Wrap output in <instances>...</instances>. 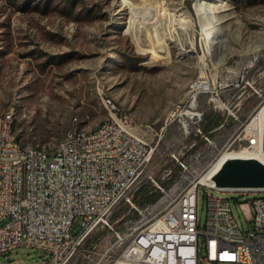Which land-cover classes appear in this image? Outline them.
Returning a JSON list of instances; mask_svg holds the SVG:
<instances>
[{"label": "rangeland", "instance_id": "374dc122", "mask_svg": "<svg viewBox=\"0 0 264 264\" xmlns=\"http://www.w3.org/2000/svg\"><path fill=\"white\" fill-rule=\"evenodd\" d=\"M132 5L149 17L136 19ZM201 6L218 19L221 38L207 41L213 30ZM169 29L177 40H166ZM198 82L206 84L193 92ZM104 95L136 123L153 156L113 208V229L97 225L69 264L124 260L143 214L167 211L223 152L250 147L245 130L264 105V0H0V115L13 113L22 146L51 155L69 130L97 129L111 117ZM206 110L221 116L203 131L208 139L198 132ZM42 255L20 248L0 260L36 264Z\"/></svg>", "mask_w": 264, "mask_h": 264}, {"label": "built area", "instance_id": "2783aa9c", "mask_svg": "<svg viewBox=\"0 0 264 264\" xmlns=\"http://www.w3.org/2000/svg\"><path fill=\"white\" fill-rule=\"evenodd\" d=\"M200 88L195 83L192 91ZM20 144L11 112L0 124V258L27 248L43 253L36 264H69L97 225L113 229V208L153 156L136 123L112 106L98 138L83 141L71 129L48 159L20 155ZM193 179L167 211L151 219L143 214L134 223L138 233L121 258L136 264H264V191L218 190ZM200 186L209 190L204 231Z\"/></svg>", "mask_w": 264, "mask_h": 264}, {"label": "bare ground", "instance_id": "6f19581e", "mask_svg": "<svg viewBox=\"0 0 264 264\" xmlns=\"http://www.w3.org/2000/svg\"><path fill=\"white\" fill-rule=\"evenodd\" d=\"M132 8L137 9V11H135V13H136L135 18L136 19H137V16H140V17H142L143 20H145L150 15V10L148 8L140 9L137 6L135 7L133 5H132ZM205 11H206V8L201 6V8H200L201 19L200 20H203L208 26L211 25V29L213 31L211 33H208V35L206 36L207 41L211 42L214 39L221 38V35L219 33L221 24L218 23V19L216 21H214L211 16L206 15ZM166 20L169 21V24H172V25L168 24L169 26H173V22H172L171 18L165 19V22H166ZM207 25H206V28H205V26L203 27L205 32L207 31ZM177 39L178 38H177L175 30L169 29V32L166 33V40H169L172 42V41H175ZM215 43H220V41L215 42ZM185 51H188V50H185ZM196 84H197V86L203 88L205 86L206 82H198ZM106 100H108V101H105L106 106H108V107L112 106L114 108L112 100L110 98H107ZM108 102H109V104H108ZM192 108H194V107H192ZM187 115H190L191 117H196L199 114L195 113V112H191V113H188ZM10 117H11V112L1 114L0 115V124H2V120H7ZM12 120H13V123L15 125L13 113H12ZM104 125H105V122L93 131H84V130H75L74 129V134H76L80 140L90 141V140L98 138V136L101 135V129L103 128ZM245 131L247 132V134H250L254 137V139L250 140V147H246L240 151H229L228 150V151L223 152L216 160H214L212 162V165L206 171V173L200 177V180H198V184L216 186V180H215L216 176L223 170L226 163H228V162H230L236 158L256 159L259 162H261L262 164H264V148H263L264 105H262V107L257 111V113L255 114V117L252 118L251 122L248 124ZM20 155L35 156L36 159H48V158H50V154L44 150L37 149V148H26V147L22 146L21 144H20ZM238 190L241 191V190H246V189H238ZM261 190H263V189H261ZM122 259H124V260H118L115 264H136L135 262L130 261L128 258H122Z\"/></svg>", "mask_w": 264, "mask_h": 264}, {"label": "water", "instance_id": "95a60500", "mask_svg": "<svg viewBox=\"0 0 264 264\" xmlns=\"http://www.w3.org/2000/svg\"><path fill=\"white\" fill-rule=\"evenodd\" d=\"M215 180V187L218 190L246 189L264 191V164L256 159L236 158L226 163Z\"/></svg>", "mask_w": 264, "mask_h": 264}, {"label": "trees", "instance_id": "16d2710c", "mask_svg": "<svg viewBox=\"0 0 264 264\" xmlns=\"http://www.w3.org/2000/svg\"><path fill=\"white\" fill-rule=\"evenodd\" d=\"M203 119L204 123L202 131L208 132L210 127H216L219 125L221 116L213 110H206L203 114Z\"/></svg>", "mask_w": 264, "mask_h": 264}]
</instances>
